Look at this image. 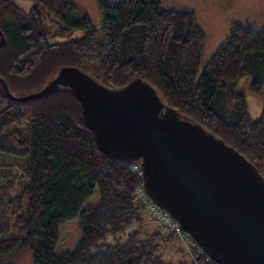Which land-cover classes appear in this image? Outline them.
I'll return each mask as SVG.
<instances>
[{
	"label": "trees",
	"instance_id": "16d2710c",
	"mask_svg": "<svg viewBox=\"0 0 264 264\" xmlns=\"http://www.w3.org/2000/svg\"><path fill=\"white\" fill-rule=\"evenodd\" d=\"M31 1L26 10L16 0H0L6 38L0 77L12 95L42 89L69 65L112 89L141 78L167 106L225 140L262 173L264 102L261 115L252 118L236 85L248 74L253 91L264 86V27L232 21L229 35L200 70L206 34L192 9H163L160 0L100 1L102 23L95 27L87 15L74 18L73 0ZM47 14L58 24L55 31ZM73 28L84 33L50 42L54 33ZM0 150L14 156L0 163V227L9 210L21 231L0 238V264H15L4 255L25 247L33 264H172L159 252L158 239L174 235L158 226L146 231L142 206L134 201L136 187L143 185V175L132 169L137 161L100 150L69 86L20 101L0 81ZM19 176L22 187L11 194ZM76 218L79 241L57 253L60 226ZM132 224L138 226L125 240L98 243ZM194 248L195 259L186 256L177 264H219Z\"/></svg>",
	"mask_w": 264,
	"mask_h": 264
},
{
	"label": "water",
	"instance_id": "95a60500",
	"mask_svg": "<svg viewBox=\"0 0 264 264\" xmlns=\"http://www.w3.org/2000/svg\"><path fill=\"white\" fill-rule=\"evenodd\" d=\"M0 29V47L5 44ZM26 101L69 86L100 150L137 161L146 194L167 210L219 264H264V175L225 140L167 106L136 78L109 88L64 66Z\"/></svg>",
	"mask_w": 264,
	"mask_h": 264
},
{
	"label": "rangeland",
	"instance_id": "374dc122",
	"mask_svg": "<svg viewBox=\"0 0 264 264\" xmlns=\"http://www.w3.org/2000/svg\"><path fill=\"white\" fill-rule=\"evenodd\" d=\"M100 1L108 3H115L118 0H73L76 4L74 10V18H81L87 15L95 27H100L102 23V10L100 8ZM16 2L28 10L32 4L31 0H16ZM163 9H179L189 8L195 12L198 24L206 34L205 45L200 62V70L208 62L211 55L221 44V42L229 35L230 25L232 21H241L254 24L256 28L264 27V7L257 9L259 6H264V0H241L245 6L240 3L230 5L228 0H160ZM247 4V5H246ZM255 7V8H254ZM45 21L48 27L55 31L58 24L55 19L47 14ZM84 33L83 28H73L64 34L54 33L49 37L50 42H60L69 39L70 37H77ZM251 76L243 75L236 85V91L242 93L245 98L246 109L252 118H258L261 115L264 102V86L259 91H253L250 87ZM13 159L14 156L0 150L1 160ZM9 161V160H8ZM16 169H19L18 167ZM20 170V169H19ZM264 175V167L262 168ZM21 172V171H20ZM24 179L18 177L15 181V186L11 190V194L18 193L22 187ZM97 199L92 197L86 205L93 203ZM142 208V207H141ZM143 209V208H142ZM146 222L145 230L151 231L157 227L153 222L149 221L147 212L143 209ZM0 238L9 235H20V227L16 222V217L8 210L1 219ZM138 224H132L124 231L117 234L108 233L106 237L98 243H114L116 241L125 240L128 237L129 231L137 227ZM81 237L78 229V218L71 219L60 226V238L56 246V252L61 253L67 250H72ZM163 238H166L163 236ZM163 238L158 239L160 242L161 255L172 264H177L181 258L190 256L187 252L183 242L174 235V238L165 241ZM4 261H12L15 264H33V254L30 248H14L3 257Z\"/></svg>",
	"mask_w": 264,
	"mask_h": 264
},
{
	"label": "built area",
	"instance_id": "2783aa9c",
	"mask_svg": "<svg viewBox=\"0 0 264 264\" xmlns=\"http://www.w3.org/2000/svg\"><path fill=\"white\" fill-rule=\"evenodd\" d=\"M132 169L139 174H143V169L139 162L134 163ZM134 201L140 204L147 212L149 221L153 222L161 230L172 233L179 238L192 258L195 256L193 253L194 247L198 246V251L205 252V250L198 245L197 241L188 232L182 229L181 224L167 210L161 208L146 194L142 184L138 185L135 189Z\"/></svg>",
	"mask_w": 264,
	"mask_h": 264
},
{
	"label": "flooded vegetation",
	"instance_id": "af4514ba",
	"mask_svg": "<svg viewBox=\"0 0 264 264\" xmlns=\"http://www.w3.org/2000/svg\"><path fill=\"white\" fill-rule=\"evenodd\" d=\"M229 1V3H230V5H232V4H235V3H240V5L241 6H245V3H241L240 1L241 0H228ZM247 5V4H246ZM264 6L263 5H261V6H259L257 9L259 10V9H261V8H263ZM255 8V7H254Z\"/></svg>",
	"mask_w": 264,
	"mask_h": 264
}]
</instances>
